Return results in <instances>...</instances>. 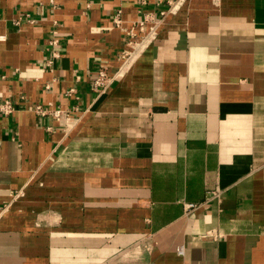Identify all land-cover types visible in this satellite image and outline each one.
<instances>
[{"label": "crops", "instance_id": "crops-1", "mask_svg": "<svg viewBox=\"0 0 264 264\" xmlns=\"http://www.w3.org/2000/svg\"><path fill=\"white\" fill-rule=\"evenodd\" d=\"M166 7L0 0V264H264V0H183L125 63L114 15Z\"/></svg>", "mask_w": 264, "mask_h": 264}, {"label": "built area", "instance_id": "built-area-1", "mask_svg": "<svg viewBox=\"0 0 264 264\" xmlns=\"http://www.w3.org/2000/svg\"><path fill=\"white\" fill-rule=\"evenodd\" d=\"M183 0H165L167 7L160 10V18L156 19L150 15H145V17L140 21L130 22L129 25L126 24V21L123 19L121 14V9L113 17V22L116 27H119L127 34V47L123 49L122 57L124 62H129L140 54L143 48L146 46L148 41L156 34L159 27L160 21L165 18L170 12L179 9L180 4ZM56 43V40L52 41ZM54 61L51 60L49 64L51 65ZM53 65V64H52ZM120 76L119 71H116L114 74H110L109 70L106 67H101L98 72V76L94 82V86L97 90L105 89L109 87L116 79ZM75 91V89H70V95ZM14 110V104L10 98H4L0 101V113L10 114ZM35 110L40 114L52 115L56 119H60L65 116H69L74 110L73 108L63 109L60 105L53 106L49 108H44L42 105H36ZM220 193L218 190L209 191L207 195V200L219 196ZM197 204H191L189 207H195ZM212 234V231L207 233ZM183 247L179 248V252H183Z\"/></svg>", "mask_w": 264, "mask_h": 264}]
</instances>
